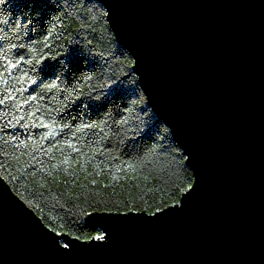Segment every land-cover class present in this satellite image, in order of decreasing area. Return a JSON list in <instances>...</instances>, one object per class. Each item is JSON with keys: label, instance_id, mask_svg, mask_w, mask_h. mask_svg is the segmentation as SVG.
Wrapping results in <instances>:
<instances>
[{"label": "water", "instance_id": "1", "mask_svg": "<svg viewBox=\"0 0 264 264\" xmlns=\"http://www.w3.org/2000/svg\"><path fill=\"white\" fill-rule=\"evenodd\" d=\"M106 2L198 187L182 211L113 218L111 245L67 254L54 235L72 237L45 230L0 176V264H264V0Z\"/></svg>", "mask_w": 264, "mask_h": 264}, {"label": "trees", "instance_id": "2", "mask_svg": "<svg viewBox=\"0 0 264 264\" xmlns=\"http://www.w3.org/2000/svg\"><path fill=\"white\" fill-rule=\"evenodd\" d=\"M83 2V10L73 9L72 0H8L0 7V15L11 18L7 26L0 25V36L4 37L0 42V99L6 101L0 104V126L5 129L0 132V176L44 225L50 221L56 234L71 232V237L79 234L71 225L72 216L81 206L87 207L86 201L92 197L122 206L135 195L130 206L140 203L147 207L143 193L154 183L152 179L144 180L149 172L159 177L164 169L170 173L180 165L176 173L193 175L186 161L167 152L157 151L147 165L140 161L145 144L154 148L168 145L173 152L178 145L148 101L143 105L146 111L137 105L129 114L128 124L117 127L113 123L121 118L124 100L129 96L135 98L134 91H142L134 71L117 93L107 97L103 109L95 107L99 101L93 97L101 90L108 91L111 78L120 79L131 70L133 59L103 16L104 7L97 0ZM85 15L88 24L81 28V17ZM45 40L51 50L44 47ZM73 49L76 51L70 58L62 55ZM96 52L110 58L108 65L94 55ZM41 53L54 57L50 62L57 65L56 76L37 74L27 63ZM5 55L16 68L9 66L5 70ZM41 77L42 83L32 84V80L40 81ZM53 84L56 87H51ZM41 123L52 127H38ZM92 123L100 124L104 131L83 127ZM136 125L150 128L152 139L145 140L138 132L135 135L140 138L134 139L132 129ZM49 132L56 135L40 140ZM73 144L79 152L70 147Z\"/></svg>", "mask_w": 264, "mask_h": 264}, {"label": "snow or ice", "instance_id": "3", "mask_svg": "<svg viewBox=\"0 0 264 264\" xmlns=\"http://www.w3.org/2000/svg\"><path fill=\"white\" fill-rule=\"evenodd\" d=\"M8 0H0V7H2L5 3H7ZM99 3L107 4L106 0H98ZM71 7L73 9H85L86 5L83 2V0H72ZM112 11L111 8L107 4V9L103 12V16L105 18H109V12ZM65 15H67V12H65ZM82 20H84V24H81L80 27L83 28L86 24H88V18L87 15L81 17ZM11 22V18L4 19L2 15H0V25L7 26ZM29 24H31V21H28ZM14 28L17 27L16 24L12 25ZM90 27V25H89ZM0 31H3V29H0ZM19 35V33H17ZM48 39H51L49 36ZM71 39V37H69ZM4 40L3 36H0V42ZM88 44H92L91 40L87 41ZM15 48L16 45H13ZM21 48H23V45H20ZM44 47L48 50H51V45L47 43V40L44 41ZM76 49H73L72 52L63 53L62 55L68 59L72 56L73 52H75ZM19 55V53H17ZM95 56L101 57L104 60V65H108L109 59L108 57H104L102 52H96L94 54ZM139 59V57L137 56ZM4 59L7 60V55L4 56ZM54 57L51 56H43V53H41L40 57H33L30 59L27 63L32 65V68L35 70L37 74L39 73H45L52 76L57 75V65L54 63H51ZM44 60L49 61L48 63H44ZM35 61V63H33ZM58 63V61H57ZM11 66L12 68H16L17 65L14 64L11 60H7V64L4 65L5 70ZM133 70L139 71L136 68L135 61L131 62V70L125 72L123 76L120 79L111 78L112 83L108 86V91L101 90L95 97H93L94 100L99 101L98 104L95 105V107L99 109H103L105 100L110 95L117 93L122 85L124 84L125 80H130L133 75ZM101 76H103V72L100 73ZM142 75V73H140ZM92 77H89L91 79ZM43 82V77H41L40 81L32 80V84L36 85L38 83ZM134 84L137 83V81H132ZM44 87H49V85H44ZM51 87H56L55 84L51 85ZM134 97L129 96L126 100L123 102V107L121 109V118L118 121H113L117 125V127L124 126L129 123V114L133 113L137 107V105L141 106V111H146V108L143 107V105L147 102V97L143 95L142 91H134ZM13 99H15L13 97ZM35 99V97H33ZM6 101L3 99H0V104H5ZM33 115H35L33 113ZM107 116L111 117V113L107 112ZM23 119V118H21ZM11 123V121H9ZM19 123V121H17ZM103 123L107 124L108 121L104 120ZM38 127H45L50 128L52 125L48 124H39ZM70 127V126H69ZM83 127L86 128H99L100 132H103L104 129L100 127V124L98 123H92V124H85ZM79 130V129H78ZM5 129L3 126H0V132H4ZM134 136V139H139V136H136L135 134L138 132L141 134V136L145 140H151V129L148 127H140V125H136L134 129H132ZM56 133L49 132L46 135L40 136V140H48L51 139ZM2 138V137H0ZM42 150V146H39ZM70 147L73 148L74 151L79 152L80 149L76 147V145H70ZM181 144L176 146V151L173 152L171 150V146L160 144L159 148H154L151 146V144H145L144 148L145 151L142 155H140L139 159L140 161L147 165L151 161L149 160V157L155 154L157 151L167 152L169 155H178L179 159L181 161H187L188 157H190V154H187L184 150L183 153L179 151ZM134 166V165H132ZM176 167H180V165H176L171 169V172L169 173L168 169H164V174L157 177L153 172H149L147 176L144 177V180L152 179L154 183L151 186H148L146 188L145 195L146 199L143 202L144 204H147V207L142 206V204L137 203L135 206H130V202L132 200H136V196L132 195L128 198V202L124 205H120L117 203H110L106 202L102 199H97L96 197H92V199L86 201L87 207L81 206L79 210L75 213L74 216L71 218V225L74 226L75 230L79 233L78 235L72 237L71 239L65 240L64 238L57 239V236L54 235V243L57 246L58 249L64 251L67 254H75L78 252H83L86 250L91 249H98L103 248L111 245L112 243V221L113 218H123L125 220L132 219L133 217H142L145 220H149L152 222L160 220L164 215L170 214L172 210L182 211L185 204V199L189 197L191 194L194 193V191L198 187V181L196 179L197 173L195 171V175H187L185 173H176ZM76 170H79V167H77ZM121 171H124L123 168H121ZM136 179V178H134ZM95 183V181H93ZM107 188V186H106ZM71 196L72 194L69 193ZM171 201V203H170ZM91 208L92 210L89 211L88 209ZM126 209V210H125ZM71 211V210H70ZM51 222L49 221L48 224L42 225L43 228L49 229L47 230L50 233H56L57 229L56 227L50 226ZM97 233V234H93ZM63 235L66 236H72L71 232L65 233ZM84 238V242L80 243L81 238Z\"/></svg>", "mask_w": 264, "mask_h": 264}]
</instances>
